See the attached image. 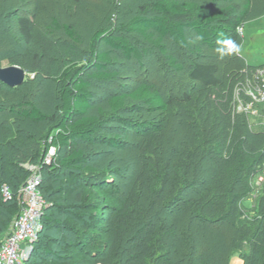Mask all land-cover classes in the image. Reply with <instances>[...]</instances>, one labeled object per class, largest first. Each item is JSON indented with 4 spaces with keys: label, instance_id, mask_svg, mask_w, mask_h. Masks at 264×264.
Instances as JSON below:
<instances>
[{
    "label": "trees",
    "instance_id": "1",
    "mask_svg": "<svg viewBox=\"0 0 264 264\" xmlns=\"http://www.w3.org/2000/svg\"><path fill=\"white\" fill-rule=\"evenodd\" d=\"M250 9L251 0H246L239 15L222 9L212 12L194 1L146 0L120 29L107 27L108 21L94 24L96 27L90 33L87 46V64L78 69L69 66L76 54L55 48L47 34L35 33L32 19L19 17L16 23L26 49L9 60L35 79L18 88L0 82V90L7 95L0 103V114L9 113L19 122L42 125L51 120L53 124L48 130L46 152L41 160L30 147L34 144L32 137L18 131V124L13 123L11 128L0 124V248L24 206L20 191L31 175L25 165L37 164L43 176L40 189L44 198H50L48 192L53 187L54 194L62 192L60 181L66 172L76 174L77 181L95 182L89 188L97 192V187L108 183L98 179L99 174L89 165L82 145L100 143L104 138L102 134L109 131L110 122L131 124L118 114L138 104L150 112L172 115L176 111L184 139L178 150H165L163 126L148 122L134 124L139 132L152 131L155 139L150 140L147 147L149 155L140 162L130 195L116 193L120 196V208H113L104 219L107 229L102 242L97 240L91 244L88 237L80 235L82 231L57 222L70 234L69 247H79L81 258L89 260L90 264H230L236 254L243 264H264V206L259 220L244 221L240 217V204L247 196L252 177L264 166V140L251 142L246 131L237 125L233 93L222 86L219 66L193 65L189 78L202 89L195 95L184 94L181 98L166 100L159 89L147 83L127 94L114 95L108 100L111 108L108 118L92 114L90 83V80L109 82L116 78L108 70L115 63L109 52H101V43L126 59L141 61L143 52L124 36L137 35L157 51L170 68L182 72L183 67L168 51L167 41L177 48H187L188 31H192L197 40L209 48L229 49L227 42H235L237 30ZM53 25L74 37L69 26L59 27L56 20ZM90 65L95 71L88 74ZM255 69L247 66L245 73L250 74ZM116 141V138L110 140V145L116 147ZM51 148L64 154L58 163L49 166L45 158ZM196 154L203 161L209 160L214 168L209 182L198 178L200 173L195 165L190 163L184 167L183 161H191ZM4 186L11 190V199L3 197ZM157 193L161 194V209L157 211L154 204L150 211L139 212L135 206L141 195ZM191 193L195 195L189 196ZM55 206L59 214H68L87 226L86 214L73 211L76 207L64 203ZM48 210L46 208L42 225ZM74 235L77 240L72 239ZM75 257V253L62 257L47 247L45 240L38 239L25 264H75Z\"/></svg>",
    "mask_w": 264,
    "mask_h": 264
},
{
    "label": "rangeland",
    "instance_id": "2",
    "mask_svg": "<svg viewBox=\"0 0 264 264\" xmlns=\"http://www.w3.org/2000/svg\"><path fill=\"white\" fill-rule=\"evenodd\" d=\"M177 1H194L212 12L222 9L234 15H239L246 3V0ZM145 2L146 0H79L78 2L71 0H0V68L14 66L10 63L9 58L26 49L16 23L19 17L32 19L35 33L47 34L55 48L65 51V53L68 50L70 54H76L77 56L69 62V66L78 69L87 64L85 61L89 55L87 46L90 33L96 27L94 24L108 21L107 27L120 29L122 23L135 16L138 8ZM54 20L58 22L59 27L69 26L74 37L65 30L55 27ZM239 29L234 42L239 47V52L221 46L209 48L207 45L201 44L192 31H188L189 45L187 48H177L167 41L168 51L183 67L182 72L170 68L160 54L137 35L124 36L140 52H143L141 61L126 59L119 52L112 51L104 43H101V52H109L115 63L108 70L115 74L116 78L109 82L90 80L93 93L92 114L101 118L110 117L109 98L114 95L127 94L143 83L155 86L166 100L172 97L181 98L184 94L195 95L202 89L189 78L193 65L197 63L216 64L220 68L219 78L222 86L233 93L234 118L237 125L246 131L245 135L251 142L262 143L264 140V101H255L247 96L248 87H252L250 82L253 80L251 76L253 71L246 74L245 69L247 66L255 67L254 74L257 69H264V0H251L250 13ZM74 38H76L75 42H73ZM94 71L90 65L86 72L91 74ZM239 73L241 76H238ZM33 79L35 76L32 74L26 77V81ZM238 79L241 80L238 82ZM6 96V93L0 90V103L6 100ZM134 106V108H128L118 114L122 120L131 122V124L122 121L110 122L108 124L109 131L107 134H102L104 138L100 143L82 145L88 155L89 165L99 174L98 179L106 181L108 184L97 187V192H93L89 187L95 185V182L77 181L76 174L66 172L63 173L60 181L62 192L54 194L55 188L53 187L48 192L50 198L43 197L49 210L42 225L41 234L39 233L36 241L38 239L45 240L47 247L57 251L62 257H68L75 253L74 263L90 264V261L81 258L79 247H69L70 234L66 229L60 228L57 222L65 223L75 230L82 231L83 233L80 235L84 238L88 237L87 241L89 240L91 244L97 240H99L98 242L104 241L105 238L101 239V237H105L104 230L107 229L104 219L111 214L113 208H120V196L116 193L128 192L130 195L135 177L139 172L140 162L144 156L149 155L147 147L150 140L155 139L152 131L139 132L134 124L148 122L163 126L165 128V150L176 148L178 150L180 142L184 139L176 111L172 115H168L161 112H150L138 104ZM13 123L18 124V131H24L32 137L34 144L30 147L36 151L41 160L46 152V140L48 130L53 124L52 121L36 125L26 121L19 122L9 113L0 114V124H3L4 127L11 128ZM115 138L117 139L116 147H113L110 145V140ZM63 154L64 151H56L48 165L58 163ZM196 155L192 160L190 158L191 161L184 160V167L190 163L195 165L200 173L198 178L209 182L214 175V168L209 160L203 161L198 154ZM35 167H37L35 163L25 165L31 174L36 172ZM38 173L41 175L39 169ZM252 178L247 196L240 204V217L244 221L259 220L260 210L264 206L263 172L259 170ZM109 184H112L110 188ZM158 189L159 186H156V190ZM192 195L195 193L189 194V196ZM78 196H81L80 200ZM160 197L159 193L154 196L147 195V197L141 195L135 207L139 212L146 213L155 204V209L158 211L163 204V202L160 203ZM57 203L76 207L73 208V211L86 214L87 226L80 224L68 214H59L55 206ZM15 217L16 212L13 214V218ZM72 239L77 240L75 235ZM244 252H247V248H244ZM230 264H243V262L236 254L231 258Z\"/></svg>",
    "mask_w": 264,
    "mask_h": 264
},
{
    "label": "built area",
    "instance_id": "3",
    "mask_svg": "<svg viewBox=\"0 0 264 264\" xmlns=\"http://www.w3.org/2000/svg\"><path fill=\"white\" fill-rule=\"evenodd\" d=\"M256 71V74L253 72L251 75L253 78L250 82L252 87H248L246 93L249 98L251 97L255 101H264V69ZM239 109L242 110L241 107ZM55 152L54 148L49 150L45 164H50ZM35 169L36 172L30 175L21 188L24 206L19 217L14 221L10 233L3 240L0 248V264H25L41 231L42 218L47 205L40 189L42 176L38 173V167ZM261 171L264 175V166ZM2 195L5 199H11L12 194L8 186L2 188Z\"/></svg>",
    "mask_w": 264,
    "mask_h": 264
},
{
    "label": "water",
    "instance_id": "4",
    "mask_svg": "<svg viewBox=\"0 0 264 264\" xmlns=\"http://www.w3.org/2000/svg\"><path fill=\"white\" fill-rule=\"evenodd\" d=\"M28 73L18 66L0 68V82L11 88H18L26 82Z\"/></svg>",
    "mask_w": 264,
    "mask_h": 264
},
{
    "label": "clouds",
    "instance_id": "5",
    "mask_svg": "<svg viewBox=\"0 0 264 264\" xmlns=\"http://www.w3.org/2000/svg\"><path fill=\"white\" fill-rule=\"evenodd\" d=\"M227 46L232 51H235V52H239L240 51L239 47L236 46L232 41H228L227 42Z\"/></svg>",
    "mask_w": 264,
    "mask_h": 264
}]
</instances>
